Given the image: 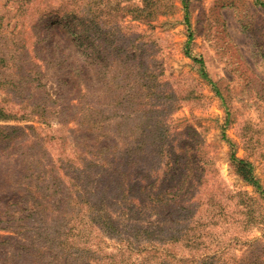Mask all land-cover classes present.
<instances>
[{
	"label": "rangeland",
	"instance_id": "obj_1",
	"mask_svg": "<svg viewBox=\"0 0 264 264\" xmlns=\"http://www.w3.org/2000/svg\"><path fill=\"white\" fill-rule=\"evenodd\" d=\"M0 54L1 77L27 75L16 94L0 88V123L25 133L0 143V264L264 263V196L230 160L264 188V0H0ZM141 93L146 123L116 131L113 103ZM186 136L204 149L191 188L187 155L171 175L157 153ZM149 173L178 199L140 228L112 193Z\"/></svg>",
	"mask_w": 264,
	"mask_h": 264
},
{
	"label": "trees",
	"instance_id": "obj_2",
	"mask_svg": "<svg viewBox=\"0 0 264 264\" xmlns=\"http://www.w3.org/2000/svg\"><path fill=\"white\" fill-rule=\"evenodd\" d=\"M73 34L76 37V39L80 41L81 45H87L86 41H84L85 36H83L82 31L73 30ZM21 48L18 47L17 49H21ZM11 58H13V56H11ZM193 58L195 59V61L200 63L199 73L205 78H207L208 77L207 72L203 67L202 59L199 57H193ZM0 61H4L2 54H0ZM14 67L16 71L15 73H17L18 75H14L15 78L12 77L5 78L0 76V88L6 89L7 92H12V93L14 92L16 94V91L20 89L22 85L24 86L23 88L25 89L27 85L26 82L27 75L19 74L18 71L21 70V67L19 65L18 66L14 65ZM144 72L146 73L145 70ZM159 84L160 83L154 79L153 83L151 84L152 86H149L147 91L149 90L156 91L159 88ZM23 90H20L19 93H22ZM142 95L143 93H141L139 95V99L136 100H132L129 97H125L123 100H118V102L113 103L112 105L113 113L110 115V117L114 118L115 120L114 129H116V131L118 130L123 131L124 127H132L131 125H125V124H127L130 120H132L134 116L139 117V122L146 123L147 112L150 111L147 109L149 108L152 110L151 108L152 103L150 102V98L146 99V94H144L143 97ZM164 95L165 93L162 92V90L158 94H155V99L157 104L160 101V97ZM133 106L138 107L139 112L124 110V108L130 109ZM3 117H6V114L2 112V110L0 109V118ZM18 134L20 135V140H22L23 135L25 133L22 132L21 126L0 123V143L9 145V143H11L12 140H15L17 143V139H12V138ZM169 136L170 135L166 133L164 137H169ZM187 139H188L187 136L184 139H182L181 141H183V143L181 144L179 143L167 144L166 146H164L162 150V154L159 147L157 149V153L161 159L162 158L167 159V161H165L164 164V170H165V174H171V175H174L176 171L174 167L175 165H177L176 160L180 156V154L183 153L184 155H187V158L183 159V162L188 161L187 164H185L184 166L178 165L180 167L178 178L182 179L186 184H188V187L191 188L193 184L194 187L200 186V184H202L205 168H204V163L202 162L200 164L198 161L202 160V157H204V149L202 148V146L199 145V143L194 147L192 141H189ZM106 142H103V144H105ZM110 146H112L114 149L117 148L115 142H111ZM100 153L101 152L99 148L96 150L95 153L91 152L93 156L100 155ZM166 154L167 156H165ZM230 160L237 174L241 176L246 182L253 185L255 189L259 191L261 196H264V188L258 182V178L253 172L252 163L244 158L236 157L234 155L233 149L231 150L230 153ZM96 163L102 166V168H106L109 165V162L107 164L101 162H95L93 165H96ZM157 168L159 170L161 168V165L159 164L155 169L152 170L155 171ZM145 175L146 178L144 180L137 178V176L132 178L127 175L122 179H120L118 176L119 180L114 181L117 191H114L113 193L111 192L113 194V197L117 198L120 201L121 208L127 211L129 214L133 215L132 220L137 222L139 224L138 227L140 228L142 227L140 225L141 224L140 222L144 220V218H146L149 214H151L150 211L157 210L161 206H164L165 204H169L170 207H174L175 204H177V199H178V192L176 191L174 192L173 190V194L168 198H166L165 200L164 197H166L169 193L167 191V188L170 186L164 184L163 182L156 184L158 180L157 175L150 173ZM183 189H184L183 186L179 187V191L180 190L182 191ZM89 192H91V189L89 190ZM93 195L103 196V193L97 194L96 192H93ZM191 197H193V193ZM101 217H102V222L107 223L109 226H111L115 221H118L117 219L111 218L104 211H102ZM172 220L176 222L179 221L180 218L176 214ZM167 221L168 219L165 220V222ZM146 222L149 223V220H146Z\"/></svg>",
	"mask_w": 264,
	"mask_h": 264
}]
</instances>
